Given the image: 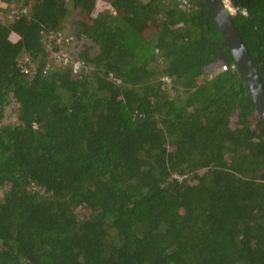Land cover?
Instances as JSON below:
<instances>
[{
    "label": "trees",
    "instance_id": "obj_1",
    "mask_svg": "<svg viewBox=\"0 0 264 264\" xmlns=\"http://www.w3.org/2000/svg\"><path fill=\"white\" fill-rule=\"evenodd\" d=\"M2 1L0 264H264V120L206 2ZM229 2L264 85V0ZM71 25L98 54L45 71Z\"/></svg>",
    "mask_w": 264,
    "mask_h": 264
},
{
    "label": "water",
    "instance_id": "obj_2",
    "mask_svg": "<svg viewBox=\"0 0 264 264\" xmlns=\"http://www.w3.org/2000/svg\"><path fill=\"white\" fill-rule=\"evenodd\" d=\"M211 10L224 40L230 49L255 107L264 120V85L256 65L232 19L233 13L226 0H204Z\"/></svg>",
    "mask_w": 264,
    "mask_h": 264
},
{
    "label": "rangeland",
    "instance_id": "obj_3",
    "mask_svg": "<svg viewBox=\"0 0 264 264\" xmlns=\"http://www.w3.org/2000/svg\"><path fill=\"white\" fill-rule=\"evenodd\" d=\"M229 7H231L229 0H226ZM0 4H4L2 0H0ZM6 6V5H5ZM230 11L232 13H235V9L233 10L232 8L230 9ZM5 20V15L4 12L0 9V22ZM67 25H70V23H67ZM74 26H66V28L63 31V34L65 35H70L73 36V32H74ZM75 38V36H74ZM62 50H66L68 51L70 54H72L74 57L80 56V54L82 52H85L88 50L89 53V57H94L96 54H98L99 52V47L94 44L90 39H85V40H80V41H73V37L71 39L70 42H64L62 45ZM26 55H24L23 57H25ZM49 56V55H48ZM48 58V57H47ZM50 59V70H61L64 67H67L64 64H52L51 58L49 56ZM34 66H36V64H34ZM16 104L11 103L10 105H8L5 110L3 111V116H2V123H12L14 122V118L15 115L13 113V111L15 110ZM251 107V106H250ZM250 107H248L247 110L250 109ZM255 127V125H253Z\"/></svg>",
    "mask_w": 264,
    "mask_h": 264
},
{
    "label": "built area",
    "instance_id": "obj_4",
    "mask_svg": "<svg viewBox=\"0 0 264 264\" xmlns=\"http://www.w3.org/2000/svg\"><path fill=\"white\" fill-rule=\"evenodd\" d=\"M72 39V36L70 35H66L64 36L63 34H60V37L58 38V42L61 44V47L63 45L64 42H70ZM58 48V49H51L52 51V60L54 63H58V64H64V65H68L71 67L73 73H78V71L81 69V65L82 62L78 59L74 60V57L68 53L65 50H62V48ZM24 60H27L30 62V59L28 56L24 57ZM232 67H235L234 65H232ZM228 65L227 64H223L222 69H228ZM27 70V69H25ZM50 70V62L47 64L45 71Z\"/></svg>",
    "mask_w": 264,
    "mask_h": 264
},
{
    "label": "clouds",
    "instance_id": "obj_5",
    "mask_svg": "<svg viewBox=\"0 0 264 264\" xmlns=\"http://www.w3.org/2000/svg\"><path fill=\"white\" fill-rule=\"evenodd\" d=\"M231 8L234 10V8H233L232 6L230 7V9H231ZM235 13H236V10H235ZM235 13H233V14H235ZM62 34H63V33H62ZM63 35L66 36L65 34H63ZM59 48H60V47H59ZM61 48H62V47H61ZM57 49H58V48H57ZM65 51H66V50H65ZM67 52H68V51H67ZM68 53H69V52H68ZM71 55H72V54H71ZM72 56H73V55H72ZM73 57H74V56H73ZM50 58H51V61H52V64H53V65L58 64V63H54V62H53V60H52V51H51V50H50ZM76 59H78V60H80V61L82 62V65H81V67H82V66H83V63H84L85 60H82L80 56L74 57V60H76ZM49 62H50V60L47 62V64H48ZM66 66L69 67V68L71 69L70 66H68V65H66ZM71 70H72V69H71ZM79 71H80V70H79ZM79 71H78V72H79ZM72 72H73V71H72ZM73 74H75V73H73Z\"/></svg>",
    "mask_w": 264,
    "mask_h": 264
}]
</instances>
